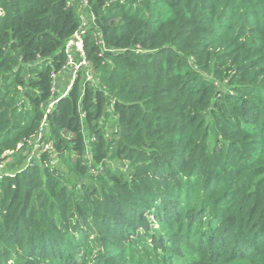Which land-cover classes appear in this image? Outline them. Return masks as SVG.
<instances>
[{"label": "trees", "instance_id": "obj_1", "mask_svg": "<svg viewBox=\"0 0 264 264\" xmlns=\"http://www.w3.org/2000/svg\"><path fill=\"white\" fill-rule=\"evenodd\" d=\"M79 9L92 81L44 113ZM41 122L43 166L0 175V264H264V0H0V166Z\"/></svg>", "mask_w": 264, "mask_h": 264}, {"label": "rangeland", "instance_id": "obj_2", "mask_svg": "<svg viewBox=\"0 0 264 264\" xmlns=\"http://www.w3.org/2000/svg\"><path fill=\"white\" fill-rule=\"evenodd\" d=\"M77 12L80 13L81 11L78 10ZM64 74H66V72L62 71L56 75V77L58 78V79H56V81L58 83L55 80L53 82V96H56L57 94H59L61 92L62 89L65 88L68 78L65 79V76H63ZM217 86H222V85H221V83L218 82ZM41 106H42L43 112L44 111L49 112L51 110V108L49 109L48 106H46V105H41ZM110 131H112V126L110 127V125L107 124L106 133L110 134L111 133ZM45 132H46V130H45L43 124L42 123L39 124V128H38L35 136L32 139H30L29 141H27L28 149L26 150V148H25L24 150H22L21 155H19V156H13V157L7 158L2 163V165L0 167V175L6 174V173L7 174H14L15 172L22 170L25 166L31 165L32 163L37 164L39 167L43 166V164L45 162L43 160L39 159V154L42 153V151H44L43 150V148H45L44 145H48V151H50L52 148L51 142L45 141L46 138L44 139ZM106 137L109 138V136H107V135H106ZM87 139L88 138L86 137L85 138L86 142H87ZM89 139L93 140L92 137H90ZM109 139H111V137ZM45 150H47V148ZM88 154L90 157L91 152H89ZM49 157H52V159H53V162L50 163V166L56 167V172H59L61 174V176L63 177V179H64V177L65 178L69 177L70 178L69 180L73 179L72 173L69 171L68 164L66 163L64 154L62 156H60V155H57L56 152H51ZM84 158L87 161L90 160V158H88V156H84ZM109 164H110V168H116L117 166H121V165L123 166L124 161H123V159L121 160V158L120 159L114 158L111 161H109ZM123 167H124L123 170H125L126 166H123ZM94 168H97V170L93 171L94 173L103 172V165L102 164H97L94 167H92L91 169H94ZM83 182H85V179H83V178L78 179V183H83ZM82 186L83 185H69L68 187L70 190H73L74 194H80L82 192ZM180 186H184V185H180ZM258 197L260 198V196H258ZM253 243H255V242H252L250 244L253 245ZM173 247L177 248L178 251L181 253H185L187 250L186 246H184L182 244V241L180 242V240H175Z\"/></svg>", "mask_w": 264, "mask_h": 264}, {"label": "built area", "instance_id": "obj_3", "mask_svg": "<svg viewBox=\"0 0 264 264\" xmlns=\"http://www.w3.org/2000/svg\"><path fill=\"white\" fill-rule=\"evenodd\" d=\"M82 6H86V1H83L81 3ZM81 12L78 13L79 19H80V25L79 27L73 32L71 37L66 41L64 46V54H65V63L60 70V72L65 71L67 75V84L64 89L61 90L59 94L56 96H53V86H52V97L51 100L45 104L48 106V108L52 109L54 105L59 101L60 98L67 95L68 91L71 89L77 75L80 73L82 76V79L84 82H91L92 81V75L89 72V63L87 61L85 52L83 50V34L85 31L93 24V17L92 15H89L90 13L85 12L83 14L82 10L79 9ZM85 15L88 17L85 19ZM83 16V17H82ZM59 72V73H60ZM56 78V76H55ZM44 113H48V111H44ZM45 116L43 117L44 122ZM43 122H41L43 124ZM45 148H43L44 151L47 148L48 145H44ZM1 167V166H0Z\"/></svg>", "mask_w": 264, "mask_h": 264}, {"label": "crops", "instance_id": "obj_4", "mask_svg": "<svg viewBox=\"0 0 264 264\" xmlns=\"http://www.w3.org/2000/svg\"><path fill=\"white\" fill-rule=\"evenodd\" d=\"M63 76H65V79L67 78V75L66 74H64ZM56 79H58L57 77L55 78V81H56ZM57 82V81H56ZM58 83V82H57ZM5 165V164H4Z\"/></svg>", "mask_w": 264, "mask_h": 264}]
</instances>
